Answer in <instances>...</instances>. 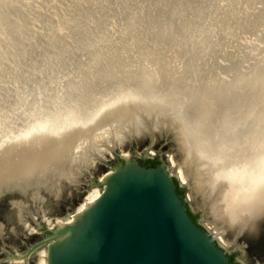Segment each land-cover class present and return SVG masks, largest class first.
Wrapping results in <instances>:
<instances>
[{
    "label": "bare ground",
    "instance_id": "6f19581e",
    "mask_svg": "<svg viewBox=\"0 0 264 264\" xmlns=\"http://www.w3.org/2000/svg\"><path fill=\"white\" fill-rule=\"evenodd\" d=\"M43 1L0 0V177L8 178L19 160L37 165L50 133L83 111L101 129L93 134L96 142L110 128L102 130L98 120L108 108L104 118L112 124L139 122L143 112L151 113L177 128L182 154L167 153L171 171L183 184L192 178L201 203L212 202L219 239L236 245L227 230L249 226L264 204V12L259 34L243 35V49L231 54L232 47L211 31L175 34L160 21L146 25L137 10L114 19L101 0H73L68 19H44L51 4ZM89 9L97 14L85 16ZM45 24L52 33L37 35ZM66 24L75 31L63 39ZM81 26L88 32L80 33ZM24 27L20 47L6 49L7 37ZM88 153L84 157L91 159ZM102 191H89L74 214L45 213L46 224L73 222ZM46 257L47 249L39 250L36 264H47Z\"/></svg>",
    "mask_w": 264,
    "mask_h": 264
},
{
    "label": "water",
    "instance_id": "95a60500",
    "mask_svg": "<svg viewBox=\"0 0 264 264\" xmlns=\"http://www.w3.org/2000/svg\"><path fill=\"white\" fill-rule=\"evenodd\" d=\"M78 31L84 34L88 29L85 31L81 26ZM111 110L108 108L98 119L104 125L102 130L111 128L100 133L99 142L92 141L93 134L101 131L94 127L95 116L83 111L73 124L58 133H50L39 150L41 161L37 165L31 167V161L19 160L8 178L0 177V197L9 188L23 189L20 199L8 200V208L15 212L13 228L21 229L23 239L43 232V237L22 252L8 246L0 264H16L11 261L16 258L23 259L24 264H36L41 249H47V264H235L217 234L190 216L193 203L187 193L178 192L176 180L179 178L171 171L167 152L159 148V163H146L155 158L148 151L156 146L158 130L166 128L168 133L173 132L178 142L175 125L156 120L145 112L138 117L139 122L132 118L131 124H112L104 118ZM85 131L91 134L87 136ZM84 135L86 141L81 142ZM143 149L141 154L139 151ZM85 151L91 159L84 157ZM98 161L107 162L111 167L100 177L103 180L92 174ZM82 174L87 175L91 185H102L103 191L87 209L75 214L73 222L49 227L44 220L45 213L74 214L75 207L71 211L66 207L58 211L53 207L41 210L37 204L42 200L44 188L70 185ZM179 186L192 188L191 179L187 186L179 181ZM87 192H83L80 201ZM34 204L36 207H31ZM263 218L264 204L249 226L236 230V240L246 231L248 236L257 231ZM205 219H212L211 213L202 215V220ZM25 220L37 231H31ZM4 224L0 216V232ZM261 238L264 242V236ZM244 240L252 243L247 236Z\"/></svg>",
    "mask_w": 264,
    "mask_h": 264
},
{
    "label": "rangeland",
    "instance_id": "374dc122",
    "mask_svg": "<svg viewBox=\"0 0 264 264\" xmlns=\"http://www.w3.org/2000/svg\"><path fill=\"white\" fill-rule=\"evenodd\" d=\"M47 3L51 4V10H48L46 13L44 12V19L65 20L70 17L71 12L69 10V6L73 4V0H68L66 3L64 0H51V2H49V0H47V2L44 0L41 2V5L47 6ZM83 3L87 5L85 0ZM100 4L104 5L107 10L106 13H108L111 18H129L130 15L134 14L137 10L140 14V20L146 23V25H150L149 21H160L175 34L211 31L214 37L224 39V41L232 47V49H230L232 51L231 54L236 51L235 49H243V42L246 40L245 36H248L250 33L256 32L255 30H258L259 24L262 20V14L264 12V0H101ZM52 7H54L53 10ZM101 8L103 9L102 6ZM91 11L93 10L89 9V12H85V16H89L88 14H97L96 12ZM66 25L67 28L63 30L62 34L63 39L65 38V35H71L72 31H75L73 25ZM45 26L47 27L46 24L42 26V29H40L37 35L40 33L46 34L47 32L52 33L51 28H46ZM27 29L28 27H24V29L21 30V33L19 32L17 35L16 33L11 36L9 35L5 43V48H19L22 43L21 40L24 42V33ZM260 31L261 30L259 28L258 34ZM20 34L23 36L21 35V37ZM241 36L242 38H240ZM142 141H144V139H142ZM127 142L129 143V141ZM155 144L156 146L151 147L148 151L151 156L158 157L159 148L167 153H172L176 158H179L182 154L178 149V142L174 139L173 132L168 133L166 128L158 130V137ZM151 150L155 153H151ZM139 152L144 154V149ZM110 169L111 167L107 162L98 161L92 174L96 178H100L105 171ZM187 183L183 185L187 186ZM191 184L192 188L187 189L186 193L189 198L192 197L190 200L193 203V212L199 214V220L212 232L217 234V229L215 228L216 226H213L215 224L211 222L212 219L202 220V215H210L209 205L212 202H207V206L204 208L205 205L201 203L202 197L194 194V182L192 181V178ZM95 187L102 189L103 186L98 184L91 185V181L87 175L82 174L79 178H77V181L71 183L70 185H53V187L50 186L48 188H44L43 193L41 194L42 200L39 201L37 206L41 210L53 207L54 210L58 211L61 208L66 207L71 211L74 207L76 208L83 202L84 199L80 201V197L83 192H89ZM22 190L23 189L21 187L9 188L2 193L0 197V216L4 218L5 222L4 229L0 232V259L7 253V250L9 249L8 246H13L18 251L22 252L28 248L29 244H32V242L43 237V232L38 231L39 233L37 232L38 234L35 236L23 239L21 229L19 227L13 228L15 225V212L8 208V200L20 199L19 194ZM33 206L36 207L35 204L31 207ZM235 233L236 229L232 230L229 228L227 230L226 237L229 236L230 239H233V235H235ZM250 233L251 234L248 236L246 231L240 235V237L238 236L236 245H229L228 243L226 244L221 241L218 234L217 237L219 241L230 251V253H235L237 259L242 261L244 264H264V242L261 238L264 236V218L259 224V229ZM246 236L252 243H248V241L244 240V237ZM18 239L21 240V243L18 242ZM237 245H243V247L236 248Z\"/></svg>",
    "mask_w": 264,
    "mask_h": 264
},
{
    "label": "trees",
    "instance_id": "16d2710c",
    "mask_svg": "<svg viewBox=\"0 0 264 264\" xmlns=\"http://www.w3.org/2000/svg\"><path fill=\"white\" fill-rule=\"evenodd\" d=\"M146 163H148V164H152V163H153V164H157V163H159V160H158L157 157H156V158H154L153 160H147ZM176 183H177V189H178V192L181 193V194H183V195H185L187 189H186L185 187H180V186H179V181H178V180H176ZM189 214H190V216L192 217V219H193L195 222H197V218L199 217V214L192 212L190 208H189ZM235 257H236V254H235V253L229 254V258H230V260H231L232 262H234L235 264H240L239 262H236V261H235Z\"/></svg>",
    "mask_w": 264,
    "mask_h": 264
},
{
    "label": "flooded vegetation",
    "instance_id": "af4514ba",
    "mask_svg": "<svg viewBox=\"0 0 264 264\" xmlns=\"http://www.w3.org/2000/svg\"><path fill=\"white\" fill-rule=\"evenodd\" d=\"M155 158H156V157H155ZM157 159L159 160V157H157ZM152 164H153V163H152ZM197 222H199V217L197 218ZM229 254H232V253L229 252ZM235 261H236V262H239V263L241 264L240 260H238L237 257H235Z\"/></svg>",
    "mask_w": 264,
    "mask_h": 264
},
{
    "label": "snow or ice",
    "instance_id": "6c2138e0",
    "mask_svg": "<svg viewBox=\"0 0 264 264\" xmlns=\"http://www.w3.org/2000/svg\"><path fill=\"white\" fill-rule=\"evenodd\" d=\"M260 147H261V149H262V150H264V144H261V146H260Z\"/></svg>",
    "mask_w": 264,
    "mask_h": 264
}]
</instances>
